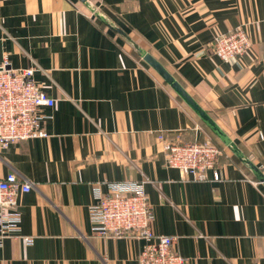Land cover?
I'll return each instance as SVG.
<instances>
[{
  "label": "crops",
  "instance_id": "1",
  "mask_svg": "<svg viewBox=\"0 0 264 264\" xmlns=\"http://www.w3.org/2000/svg\"><path fill=\"white\" fill-rule=\"evenodd\" d=\"M243 26L249 51L209 44ZM36 67L45 137L0 149L19 236L0 264H138L142 242L89 228L93 187L149 180L156 235L184 264H264V0H0V65ZM159 134L220 149L208 181L166 167Z\"/></svg>",
  "mask_w": 264,
  "mask_h": 264
},
{
  "label": "built area",
  "instance_id": "2",
  "mask_svg": "<svg viewBox=\"0 0 264 264\" xmlns=\"http://www.w3.org/2000/svg\"><path fill=\"white\" fill-rule=\"evenodd\" d=\"M250 41L243 26L215 36L209 44L211 53L222 62L232 61L247 53ZM36 67L13 69L8 61L0 65V149L45 137L41 122L51 119L41 112L51 108L50 98L33 80ZM166 167L175 169L182 179L208 181V173L218 179L215 169L220 149L207 141L182 142L159 134ZM264 171V163L260 165ZM149 180L105 182L93 187V201L88 206L89 228L99 238L126 237L141 241L138 264H184L185 258L173 250L175 237L154 234L153 211L145 193ZM264 183V181H263ZM27 182H18L14 173L0 178V247L10 237L31 245L33 238L19 236L21 215L17 195L30 190Z\"/></svg>",
  "mask_w": 264,
  "mask_h": 264
}]
</instances>
